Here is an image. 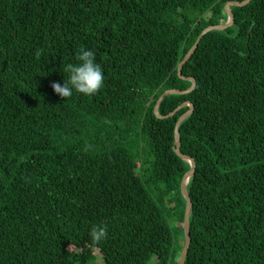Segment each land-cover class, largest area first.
<instances>
[{"label":"trees","instance_id":"trees-1","mask_svg":"<svg viewBox=\"0 0 264 264\" xmlns=\"http://www.w3.org/2000/svg\"><path fill=\"white\" fill-rule=\"evenodd\" d=\"M229 1L0 0V264H180L166 196L190 170L189 106H154L191 86L178 65ZM231 11L183 65L195 88L159 106L194 105L185 264H264V0ZM81 47L104 87L63 98Z\"/></svg>","mask_w":264,"mask_h":264},{"label":"water","instance_id":"water-1","mask_svg":"<svg viewBox=\"0 0 264 264\" xmlns=\"http://www.w3.org/2000/svg\"><path fill=\"white\" fill-rule=\"evenodd\" d=\"M251 0H244L241 2H237V1H229L227 2L225 9L226 12L228 14V19L227 21L222 24V25H210L208 27H206L205 29L202 30V32L199 34V36L197 37L196 41L194 42V44L191 46V48L188 50V52L185 54V56L183 57V59L181 60V62L178 65V75L179 77L183 78V79H187L189 81L192 82L191 86L185 90H181V89H167L165 90L157 99V102L154 106V113L156 114L157 117L159 118H167L169 116L174 115L179 108L184 107V106H189V109L182 114L177 123H176V128H175V135H176V141H175V152L184 160H186L189 164H190V170L185 174V176L183 177L182 181H181V191L182 194L186 200V209H185V214H184V235H185V242H184V246L183 249L181 251V255H180V264H185L186 261V257L189 251V247H190V243H191V234H190V223H189V219H190V214L192 211V200L191 197L189 195L188 189H187V185L188 182L190 180V178L194 175L195 173V161L194 159H192L191 157L183 154L180 151V144H181V139H180V135H179V126L180 124L187 118L189 117L193 110H194V105L192 103L189 102H185L182 103L180 106H178L176 109H174L173 111H171L170 113L166 114V115H162L159 113V106L160 103L162 102V100L170 95V94H186L191 92L195 86H196V80L192 77H188L182 74V68L183 65L191 58V56L193 55L194 51L196 50V48L198 47V44L200 42V40L202 39V37L208 33L211 30H224L227 27L231 26L234 23V15L231 11V6H243L246 5L250 2Z\"/></svg>","mask_w":264,"mask_h":264},{"label":"clouds","instance_id":"clouds-1","mask_svg":"<svg viewBox=\"0 0 264 264\" xmlns=\"http://www.w3.org/2000/svg\"><path fill=\"white\" fill-rule=\"evenodd\" d=\"M75 61L63 66L62 71L67 74V82L64 80L63 85L54 82L51 87L63 98L71 97L73 91L85 96L96 94L105 83L104 71L96 60V54L86 47H81L75 54ZM89 235L94 242L99 243L108 235L107 226L93 225Z\"/></svg>","mask_w":264,"mask_h":264},{"label":"rangeland","instance_id":"rangeland-1","mask_svg":"<svg viewBox=\"0 0 264 264\" xmlns=\"http://www.w3.org/2000/svg\"><path fill=\"white\" fill-rule=\"evenodd\" d=\"M234 30H236V26L232 27ZM149 188L152 190L153 188L149 186ZM163 184L157 185L156 191H152L153 196L158 200L160 203V196L162 193H164L162 190L164 189ZM167 199H171L169 204L167 205V210L166 213H168V220L169 224L173 230V236H174V250L177 251L179 249V245L183 242L182 237L184 235V231L182 232L183 224H184V218L183 221H181V215L184 212L185 214V209H186V202L185 198L182 195L178 193H174L173 195L166 196ZM168 203V202H166ZM185 237V235H184ZM98 260H101V256L98 254ZM156 262V258L153 257L152 260L150 261L151 264H154ZM175 259L171 258L168 264H174Z\"/></svg>","mask_w":264,"mask_h":264}]
</instances>
